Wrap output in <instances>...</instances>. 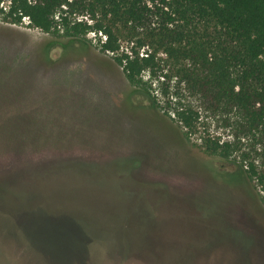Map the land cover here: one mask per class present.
<instances>
[{"label": "rangeland", "instance_id": "rangeland-1", "mask_svg": "<svg viewBox=\"0 0 264 264\" xmlns=\"http://www.w3.org/2000/svg\"><path fill=\"white\" fill-rule=\"evenodd\" d=\"M3 16L0 264H264V186L246 171L264 168L262 129L188 95V136L158 82L115 59L132 43L114 54L101 33ZM204 137L233 142L230 157Z\"/></svg>", "mask_w": 264, "mask_h": 264}, {"label": "trees", "instance_id": "trees-1", "mask_svg": "<svg viewBox=\"0 0 264 264\" xmlns=\"http://www.w3.org/2000/svg\"><path fill=\"white\" fill-rule=\"evenodd\" d=\"M3 0H0V5ZM4 20L71 37L102 32L97 44L132 82H158L166 106L188 136L199 129L201 111L240 113L250 132L264 131V0H9ZM87 16L88 18H82ZM147 47V48H146ZM142 49H144L142 51ZM158 100V96H154ZM211 153L230 157L233 142L204 137ZM248 177L264 186V168L251 161Z\"/></svg>", "mask_w": 264, "mask_h": 264}, {"label": "built area", "instance_id": "built-area-1", "mask_svg": "<svg viewBox=\"0 0 264 264\" xmlns=\"http://www.w3.org/2000/svg\"><path fill=\"white\" fill-rule=\"evenodd\" d=\"M83 17L88 18L87 16H81L80 19H82ZM26 20H27L28 22H30V19H29V17H27V16L25 17V21H26ZM100 33H101V35H104L102 32H100ZM90 35H92V36H96L97 33H96V31H91V32H90ZM104 38H106V35H104Z\"/></svg>", "mask_w": 264, "mask_h": 264}, {"label": "flooded vegetation", "instance_id": "flooded-vegetation-1", "mask_svg": "<svg viewBox=\"0 0 264 264\" xmlns=\"http://www.w3.org/2000/svg\"><path fill=\"white\" fill-rule=\"evenodd\" d=\"M38 261V260H37Z\"/></svg>", "mask_w": 264, "mask_h": 264}]
</instances>
